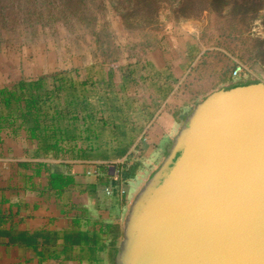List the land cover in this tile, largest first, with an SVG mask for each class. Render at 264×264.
I'll use <instances>...</instances> for the list:
<instances>
[{"label": "crops", "instance_id": "0c3cea01", "mask_svg": "<svg viewBox=\"0 0 264 264\" xmlns=\"http://www.w3.org/2000/svg\"><path fill=\"white\" fill-rule=\"evenodd\" d=\"M147 45L70 66L90 79L95 107L77 139L47 148L25 128L0 126V264H117L130 207L193 107L245 82L209 64L197 34L163 33Z\"/></svg>", "mask_w": 264, "mask_h": 264}, {"label": "water", "instance_id": "95a60500", "mask_svg": "<svg viewBox=\"0 0 264 264\" xmlns=\"http://www.w3.org/2000/svg\"><path fill=\"white\" fill-rule=\"evenodd\" d=\"M117 264H264V81L193 107L130 207Z\"/></svg>", "mask_w": 264, "mask_h": 264}, {"label": "rangeland", "instance_id": "374dc122", "mask_svg": "<svg viewBox=\"0 0 264 264\" xmlns=\"http://www.w3.org/2000/svg\"><path fill=\"white\" fill-rule=\"evenodd\" d=\"M157 2L158 15L149 21L145 10H132L136 0H8L0 12V85L98 56L113 59L121 47L144 49L163 33L199 35L209 64L223 66L230 81H264V9L244 17L228 9L184 17L172 0ZM238 62L245 69L233 77ZM7 68L18 72L4 73ZM214 77L211 69L209 80Z\"/></svg>", "mask_w": 264, "mask_h": 264}, {"label": "trees", "instance_id": "16d2710c", "mask_svg": "<svg viewBox=\"0 0 264 264\" xmlns=\"http://www.w3.org/2000/svg\"><path fill=\"white\" fill-rule=\"evenodd\" d=\"M32 1L37 5L38 0ZM157 1L136 0L137 5L132 10H145L149 14V21H154L159 12ZM172 1L175 2L176 13L184 17H197L203 11L225 9L244 17L250 11L255 14L264 9V0ZM7 4L8 0H0V12L5 10ZM152 16L154 18H150ZM262 20L264 23V16ZM261 43L264 44V40ZM80 75V70L64 69L36 79H19L0 88V126L25 128L47 148L77 139L79 132L84 131L82 126L88 119H93L92 114L95 112V107L86 101L85 86L90 79ZM132 173L129 169L123 176L128 177Z\"/></svg>", "mask_w": 264, "mask_h": 264}, {"label": "built area", "instance_id": "2783aa9c", "mask_svg": "<svg viewBox=\"0 0 264 264\" xmlns=\"http://www.w3.org/2000/svg\"><path fill=\"white\" fill-rule=\"evenodd\" d=\"M244 69H245V66L242 63L240 62L236 63L232 69V76L233 77L240 76L244 72Z\"/></svg>", "mask_w": 264, "mask_h": 264}]
</instances>
